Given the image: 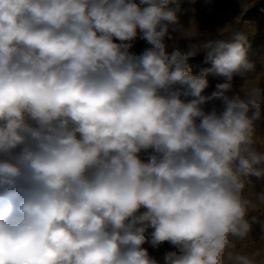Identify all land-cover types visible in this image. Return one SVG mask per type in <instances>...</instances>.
<instances>
[{
    "label": "clouds",
    "instance_id": "1",
    "mask_svg": "<svg viewBox=\"0 0 264 264\" xmlns=\"http://www.w3.org/2000/svg\"><path fill=\"white\" fill-rule=\"evenodd\" d=\"M180 9L0 0V264H160L146 243L173 247L163 264H257L234 249L264 209L245 192L264 177V88L246 87L243 32L201 39Z\"/></svg>",
    "mask_w": 264,
    "mask_h": 264
},
{
    "label": "rangeland",
    "instance_id": "2",
    "mask_svg": "<svg viewBox=\"0 0 264 264\" xmlns=\"http://www.w3.org/2000/svg\"><path fill=\"white\" fill-rule=\"evenodd\" d=\"M178 17L183 29H192V33H198L201 39L216 37L223 29L225 33L232 29L243 32L250 45L249 58L256 62V71L251 74L250 82L246 87L264 88V0H181ZM174 35L179 37L180 33L177 32ZM187 43V39H179L181 48H186ZM145 47H147L146 42L138 38L133 44L132 51L140 53ZM189 64L194 75L211 67V62H205L203 53L191 58ZM208 79L210 86L206 93L209 94L215 89L216 83L223 82L222 78L211 75ZM243 84L242 78L238 76L234 78L236 92H239ZM240 95L243 96V93L241 92ZM213 105L217 108L222 107L220 101H214L206 108H211ZM255 127L257 135L264 138V106L261 109V119L255 122ZM245 179L251 181V184H246L245 192L249 187L255 192L264 191V177L251 176ZM251 217H256V220L251 221ZM248 218L251 222L249 237L243 241H237L234 251L248 255L259 252L260 255L256 258L257 264H264V209L251 212ZM144 247L148 248L150 255L160 264H163V253L174 250L168 243L161 245L158 249H153L147 243Z\"/></svg>",
    "mask_w": 264,
    "mask_h": 264
}]
</instances>
